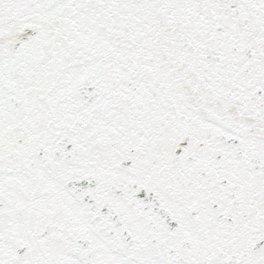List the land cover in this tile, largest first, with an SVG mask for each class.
<instances>
[{"label": "snow or ice", "instance_id": "obj_1", "mask_svg": "<svg viewBox=\"0 0 264 264\" xmlns=\"http://www.w3.org/2000/svg\"><path fill=\"white\" fill-rule=\"evenodd\" d=\"M0 264H264V0H0Z\"/></svg>", "mask_w": 264, "mask_h": 264}]
</instances>
